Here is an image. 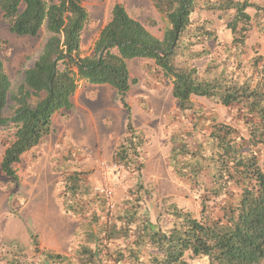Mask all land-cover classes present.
Returning a JSON list of instances; mask_svg holds the SVG:
<instances>
[{"label": "trees", "instance_id": "1", "mask_svg": "<svg viewBox=\"0 0 264 264\" xmlns=\"http://www.w3.org/2000/svg\"><path fill=\"white\" fill-rule=\"evenodd\" d=\"M150 1L168 20L163 39L116 5L93 55L85 56L82 35L89 15L82 0H0V14L11 33L36 38L44 26L49 33L42 53L15 90L3 61L9 46L0 39V132L12 133L1 171L17 182L15 166L54 132L56 113L64 111L67 118L81 82L112 86L127 107L126 95L136 83L128 61L146 59L172 84L182 116L197 117L191 132L171 137L168 159L179 180L202 190L200 217L170 204L151 221L143 186L107 210L104 197L89 187L86 173H62L55 166L63 177L60 199L65 212L87 220L74 235L72 254L41 249L38 235H33L34 256L14 252L7 264H194L203 258L209 264H264V56L256 54L246 64L241 59L252 27L248 11L264 8L247 0L207 4V10L227 16L237 66L201 76L191 62L208 53L194 49L217 40V35L210 23L193 22L197 0ZM193 97L232 109L235 124L208 118ZM143 135L129 122L113 161L140 172ZM220 200L224 203L218 217L212 212Z\"/></svg>", "mask_w": 264, "mask_h": 264}, {"label": "rangeland", "instance_id": "2", "mask_svg": "<svg viewBox=\"0 0 264 264\" xmlns=\"http://www.w3.org/2000/svg\"><path fill=\"white\" fill-rule=\"evenodd\" d=\"M46 1L52 3L57 0ZM210 1L216 0H197L198 8L192 17L196 24L204 21L210 23V30L217 35V40L194 49L208 53L206 57L191 62V66L201 76L207 72H219L222 68L234 70L237 66L232 32L226 24L227 16L207 10ZM247 1L264 8V0ZM82 3L89 15V23L82 35V51L85 56L93 55L99 33L111 21L116 5L124 6L132 17L157 38L163 39L170 27L168 20L155 9L150 0H82ZM248 13L252 18V27L248 33L245 54L241 57L245 64L256 54L264 56V10L257 13L250 9ZM48 37L45 26L36 38L17 36L10 32L0 14V39L7 41L9 46L3 61L14 90L23 81L25 70L42 53ZM128 66L131 79L136 83H131L126 95L127 107L112 86L87 84L82 89L83 95L79 102L66 112L67 118L63 117V113L54 115V132L45 139L48 143L35 150L38 162L28 167L26 159H23L17 182L9 180L1 171L5 146L12 138V133L0 132V264H7V259L14 252L24 253L28 258L34 256L31 247L33 235H38L41 249L72 254L74 235L87 220L65 212L60 199L62 173H86L89 187L94 193L100 194L97 188L105 183L100 164L113 161L115 150L127 137L129 122L135 131L144 134V165L140 172L126 168L110 179L109 184L114 190V207L129 198L139 186H143L147 189L144 208L151 221L156 222L164 206L170 204L200 217L202 190L179 180L170 168L168 159L172 147L171 137L191 132L192 123L197 117L182 116L178 101L172 94V84L155 68L154 62L133 59L128 61ZM192 100L195 107L202 109L208 118L235 124L232 109L215 100L197 97ZM197 138H201L200 133ZM54 157L55 163L52 162ZM55 165L63 170L62 173L53 171ZM261 167L264 170V155ZM104 200L108 210V202ZM223 201L214 204V216H222ZM194 264L209 262L203 258Z\"/></svg>", "mask_w": 264, "mask_h": 264}, {"label": "built area", "instance_id": "3", "mask_svg": "<svg viewBox=\"0 0 264 264\" xmlns=\"http://www.w3.org/2000/svg\"><path fill=\"white\" fill-rule=\"evenodd\" d=\"M100 171L103 174L105 183L97 188V191L106 199L108 202L109 210L114 208L113 203V195L114 190L112 189L111 185L109 184L110 179L115 176L117 173L122 172L125 170V166L119 164L118 162H102L99 167Z\"/></svg>", "mask_w": 264, "mask_h": 264}, {"label": "crops", "instance_id": "4", "mask_svg": "<svg viewBox=\"0 0 264 264\" xmlns=\"http://www.w3.org/2000/svg\"><path fill=\"white\" fill-rule=\"evenodd\" d=\"M87 84H88L87 82H81V84H80V86H79V88H78V90H77L75 96H74L73 99H72V101H73V108L75 107L76 103H78L79 100L81 99V97H82V95H83V94H82V89H83V87H86ZM67 112H68V111H67ZM59 113H64V111H61V112H59ZM59 113H56L55 116H58ZM57 114H58V115H57ZM62 115H63V114H62ZM44 143L46 144V143H48V141L45 140L42 144H44ZM42 144H41V145H42ZM39 146H40V145H39ZM39 146H38V147H39ZM38 147H36V148H35L34 150H32L31 152L26 153V154L22 157L21 162L15 166V168H16V170H17V175H18V177H19V170H20V167H21V165H22L23 159H26V166H28V167H33V164H36V163L38 162V156H37V154L35 153V150H38V149H39ZM55 159H56V157H54V158L52 159V162H53V163H55ZM55 166H56V165H55ZM55 166H54V167H55ZM54 167H53V171H56V170L54 169Z\"/></svg>", "mask_w": 264, "mask_h": 264}, {"label": "water", "instance_id": "5", "mask_svg": "<svg viewBox=\"0 0 264 264\" xmlns=\"http://www.w3.org/2000/svg\"><path fill=\"white\" fill-rule=\"evenodd\" d=\"M177 38H178V36H177ZM176 44V43H175ZM175 44H174V46H173V49L175 48Z\"/></svg>", "mask_w": 264, "mask_h": 264}]
</instances>
